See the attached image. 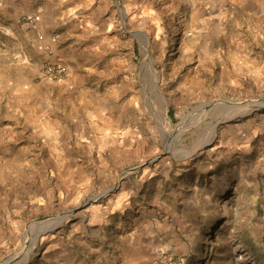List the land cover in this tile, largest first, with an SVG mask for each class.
I'll return each mask as SVG.
<instances>
[{
  "label": "rangeland",
  "instance_id": "374dc122",
  "mask_svg": "<svg viewBox=\"0 0 264 264\" xmlns=\"http://www.w3.org/2000/svg\"><path fill=\"white\" fill-rule=\"evenodd\" d=\"M191 1L98 0L107 23L98 10L76 43L77 119L94 132L103 121L124 125L126 148L116 137L101 153L82 140L74 175L46 145H10L0 155V264L112 255L125 233L126 264H264V58L255 62L246 28L190 30ZM13 45L25 49L0 32L1 72L15 67ZM124 181L130 205L118 227L76 234L74 223Z\"/></svg>",
  "mask_w": 264,
  "mask_h": 264
},
{
  "label": "crops",
  "instance_id": "0c3cea01",
  "mask_svg": "<svg viewBox=\"0 0 264 264\" xmlns=\"http://www.w3.org/2000/svg\"><path fill=\"white\" fill-rule=\"evenodd\" d=\"M185 9L191 18L192 31L220 34L243 31V28L253 31V40L258 49L255 62H262L264 0H192ZM98 10L106 14L107 23L108 8L98 0H0V32H8L25 45V51L21 53L15 50L16 46H12V56H9L10 63L15 64L14 68L11 66L9 69L12 72L9 73L7 69L0 71L1 158L10 152V145L43 144L60 160H64L66 165L60 167L64 170L63 174L67 170L80 175L81 167L73 160L77 159L82 140L88 144H101V153H104V145L115 141L116 137L119 150L126 148L124 125L103 121L97 123L94 132L89 122L83 127L77 119L76 112L82 98L78 94L81 82L78 76L79 61L75 54L76 43L78 37L88 40L91 36L92 22L99 18ZM104 27L108 31L109 26ZM3 56L0 53V61ZM19 63L24 65L25 75L18 73ZM52 64L66 67L67 73L63 79L52 81L44 75V67ZM84 102H88L87 107L84 106L89 110L90 99ZM106 104L103 101V111ZM65 112L67 115H64ZM95 116L100 119V116ZM90 119L91 114L88 115ZM109 153L111 159L116 157L113 151ZM129 205L124 181L118 191L93 205L87 215L74 223L76 234L80 232L82 238H88L91 234L87 228H117ZM104 233L101 246L106 245ZM117 236H120L119 239L112 241V255L108 250L96 253L88 251L78 257L75 264H126V233Z\"/></svg>",
  "mask_w": 264,
  "mask_h": 264
},
{
  "label": "built area",
  "instance_id": "2783aa9c",
  "mask_svg": "<svg viewBox=\"0 0 264 264\" xmlns=\"http://www.w3.org/2000/svg\"><path fill=\"white\" fill-rule=\"evenodd\" d=\"M67 69L60 64H52L44 67V75L52 81H59L65 77Z\"/></svg>",
  "mask_w": 264,
  "mask_h": 264
},
{
  "label": "bare ground",
  "instance_id": "6f19581e",
  "mask_svg": "<svg viewBox=\"0 0 264 264\" xmlns=\"http://www.w3.org/2000/svg\"><path fill=\"white\" fill-rule=\"evenodd\" d=\"M144 61V63L147 65L148 64V68H150L151 67V63H150V59H149V56H148V54L147 53H145V55H144V59H143ZM154 78H156L155 77V74H154V76H153ZM245 110H247V108L245 109L244 108V110H239L241 113H243Z\"/></svg>",
  "mask_w": 264,
  "mask_h": 264
}]
</instances>
